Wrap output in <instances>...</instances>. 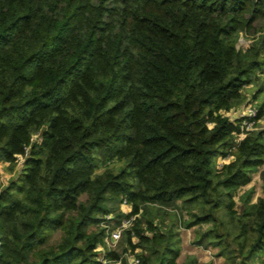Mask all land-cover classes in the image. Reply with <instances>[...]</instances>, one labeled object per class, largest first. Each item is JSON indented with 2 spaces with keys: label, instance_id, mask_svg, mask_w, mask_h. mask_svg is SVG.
I'll return each mask as SVG.
<instances>
[{
  "label": "trees",
  "instance_id": "obj_1",
  "mask_svg": "<svg viewBox=\"0 0 264 264\" xmlns=\"http://www.w3.org/2000/svg\"><path fill=\"white\" fill-rule=\"evenodd\" d=\"M263 76L264 0H0V162L23 156L0 185V264H98L106 213L112 228L143 213L121 240L138 264H211L179 262L151 206L223 264H264V195L234 199L264 129L232 115Z\"/></svg>",
  "mask_w": 264,
  "mask_h": 264
},
{
  "label": "rangeland",
  "instance_id": "obj_2",
  "mask_svg": "<svg viewBox=\"0 0 264 264\" xmlns=\"http://www.w3.org/2000/svg\"><path fill=\"white\" fill-rule=\"evenodd\" d=\"M252 39L250 37L245 36L243 33H240L238 35L237 41H236V47L245 49L247 46H249L252 43ZM264 77V76H263ZM259 82H254L253 84L248 85L244 89V96L245 101L243 107L248 103L251 102L254 105H258L264 100V93H261L257 96L256 101L252 99V94L255 92L256 89L259 87ZM242 106L237 107L236 109H240ZM236 110V112H238ZM235 112V113H236ZM257 129H264V114L261 118L260 122L257 124ZM110 167H113L115 169L119 168L121 165V161L113 160L108 164ZM21 168V162L18 163L15 166H9L8 163L0 162V185H5L8 180L15 176V173ZM103 170V167H100L96 170L97 173L101 172ZM263 184H264V166H261L258 168L257 171L252 173L251 181L248 185L240 188L234 199H235V208L236 210L240 211L241 209V203L239 200V196L241 194H244L248 189H253V195H252V201L254 202L257 197L263 196ZM142 212V209H141ZM178 211L170 210V209H161L151 206L148 214L146 215L148 218L153 220V223L156 224L162 231L167 230V228L170 226L172 227L174 225L173 230L177 231L178 236L181 238L180 247L182 249V254H180V257L178 258L179 262H182L189 254H186L188 251L189 246H191V240L190 242H187L188 237H194L193 228L187 229L185 227H179L180 223L179 220L182 218L181 214ZM143 214V213H142ZM142 214H139L136 218H140ZM135 220L133 221L134 224ZM182 225V224H181ZM183 245V246H182ZM118 250L125 249V241L118 243L117 246ZM211 248V247H210ZM206 249V248H205ZM216 251L215 248H212ZM193 256V255H192Z\"/></svg>",
  "mask_w": 264,
  "mask_h": 264
},
{
  "label": "built area",
  "instance_id": "obj_3",
  "mask_svg": "<svg viewBox=\"0 0 264 264\" xmlns=\"http://www.w3.org/2000/svg\"><path fill=\"white\" fill-rule=\"evenodd\" d=\"M236 110L233 111L232 115L235 119H242L240 125L243 132L257 129V124L260 122V120L256 119L257 109L253 104L247 103L244 107L242 106L240 109H238V112H236ZM226 114H229V112H226ZM243 134L244 133H242L241 136H243ZM25 153H27V148ZM20 162H23V156L21 155L17 157L16 165ZM221 162L222 160H220V164ZM131 207V204L125 199H123L119 204L120 211L125 214H129L131 212ZM138 215L139 214H130L128 217L122 218L115 228H112L107 223L108 220L112 219V213H106L103 216L101 226L105 229L104 240L103 244L98 245L95 248L98 264H130V259H134L135 264H138L139 259L136 257V251L132 252L128 248L123 250L117 249L118 243L121 242L124 232L126 230L132 229L133 221ZM125 225H127V227H125ZM133 241H136L135 237L133 238ZM109 251H116L119 256L117 258H110L107 256V252Z\"/></svg>",
  "mask_w": 264,
  "mask_h": 264
},
{
  "label": "crops",
  "instance_id": "obj_4",
  "mask_svg": "<svg viewBox=\"0 0 264 264\" xmlns=\"http://www.w3.org/2000/svg\"><path fill=\"white\" fill-rule=\"evenodd\" d=\"M191 237L187 238V242H190ZM188 251L186 254L193 255L197 258L199 263H207L211 262V264H223V258L222 257H216L215 256V250L212 248H203L201 246H197L194 244H190ZM183 246V245H182ZM182 249L180 251V254H182Z\"/></svg>",
  "mask_w": 264,
  "mask_h": 264
},
{
  "label": "clouds",
  "instance_id": "obj_5",
  "mask_svg": "<svg viewBox=\"0 0 264 264\" xmlns=\"http://www.w3.org/2000/svg\"><path fill=\"white\" fill-rule=\"evenodd\" d=\"M125 227H127V225H125ZM130 264H135V260L134 259H130Z\"/></svg>",
  "mask_w": 264,
  "mask_h": 264
}]
</instances>
